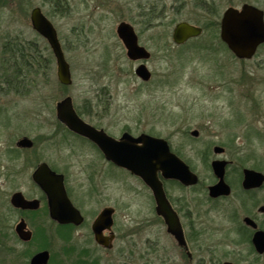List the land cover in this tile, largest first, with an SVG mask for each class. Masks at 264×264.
I'll use <instances>...</instances> for the list:
<instances>
[{"label":"rangeland","instance_id":"374dc122","mask_svg":"<svg viewBox=\"0 0 264 264\" xmlns=\"http://www.w3.org/2000/svg\"><path fill=\"white\" fill-rule=\"evenodd\" d=\"M22 1L0 0V27L21 24L25 9ZM66 1H70L73 13L69 25L61 28L66 33L68 26H72L76 34L75 49H67L73 80L70 86H61L56 63L51 61L44 62L49 69H32L18 80L13 75L12 80L9 78L15 69L0 61V183L10 171L13 191H34L31 174L38 163L47 161L67 170L71 187L79 185L75 174L76 162H81L80 144L72 142L76 149L71 155L69 141L65 143L58 136L55 114L56 103L71 95L78 110L104 122V128L114 135L126 129L132 133L145 130L171 142L199 175L201 184L186 189L169 181L166 188L174 199H187L202 223L201 228L221 242L217 256L230 259V242L239 240L235 229L245 213L239 210L240 171L246 167L264 174V43L252 58H238L221 41L219 24L226 8L249 3L264 11V0H184L183 8L178 3L173 7L175 1L167 0L170 7L166 12L159 9L154 13L145 7L155 0ZM123 21L141 31V40L152 53L147 63L152 74L149 81L137 77V64L127 57L117 33ZM180 21L202 26L203 33L183 45H175L172 31ZM195 130L199 133L196 137L192 135ZM24 136L34 141L30 149L17 148V140ZM215 145L224 147L225 153L214 154ZM215 158L232 162L228 177L235 188L230 198L219 202L207 200L206 190V185L214 182L211 161ZM108 167L104 162V205L119 208V228L124 219L122 205L140 202L146 207L150 192L140 179ZM8 189V185H2L0 199ZM247 196L251 212L264 226V213L258 212L264 205V185ZM1 206L0 214L4 207ZM235 209L238 216L234 217ZM12 215L15 225L17 215ZM31 225L45 229L43 234L35 233L33 241L27 244L31 254L48 248L53 264H105L100 253L92 251L87 234L80 236L68 228H56L50 221L34 220ZM154 230L147 227L136 241L147 245L149 233L154 234ZM156 233L163 236L165 230L158 226ZM11 244L13 254L6 263H26L22 243L15 234ZM114 245L113 256L121 245L120 239ZM239 245L244 250L246 244ZM4 261L0 260V264ZM258 264H264V260Z\"/></svg>","mask_w":264,"mask_h":264},{"label":"flooded vegetation","instance_id":"af4514ba","mask_svg":"<svg viewBox=\"0 0 264 264\" xmlns=\"http://www.w3.org/2000/svg\"><path fill=\"white\" fill-rule=\"evenodd\" d=\"M174 1L175 3L172 5L173 7L177 6L176 4L178 3L180 8H183L186 4V1L184 0ZM22 2L25 9L21 24L19 26H13L14 24L10 23L7 27H0V61L5 63V65L8 63L9 66H7V68L11 65V67L15 69V71H12L11 75L9 74V77L12 75H20V77H24L26 73L32 69L40 70L41 66L42 68L49 69L50 66H46L44 62L50 61L51 63H56V72L58 77L57 54L44 32H41L34 27L33 17L36 14L41 18H45L55 30L57 40L64 58L68 63L72 78L71 64L67 56V49H75V28L68 26V32L66 33L61 28V26L66 25V23L69 25L71 21L73 10L70 1L43 0L41 3L37 2L36 4L33 3V0H23ZM147 3L148 4H146L145 8H147L150 13L159 11V9L165 10L166 12V10L170 7L167 0H155ZM178 23L172 31V40L175 45L180 46L195 37L189 38L182 44H177L174 41V31ZM150 24L151 23H149V25ZM134 30L137 35L138 44L145 47L150 53L148 58H139L137 60H132L127 56L131 61L137 64V67L135 68L136 74V69L140 65L145 64L148 67L147 63L152 58V53L146 47V43L142 42L141 37L143 34L141 31L139 29L136 30L135 28ZM150 30L151 28L149 27V31ZM124 48L127 54L125 45ZM46 53L49 54L50 58L47 57ZM0 72H2L1 69ZM7 73L8 71L5 75ZM71 84L66 85L62 83L61 86H70ZM65 99L71 100L74 112L81 119V121L84 122L90 130H92V132H94L93 134L97 139L103 138L104 132L108 136L115 139H120L125 133H129L134 137H140L144 134L154 136L145 130L138 133H132L130 129L122 131L120 135H114L110 133L108 129L104 128V122L94 117L89 118L86 116V113L78 110L71 95L64 96L56 103L55 109L56 119L59 124L58 136L65 143L69 141V145L72 148L71 155L76 149L75 146L72 145V142L80 144L81 150L78 152V157L81 159V162H76L77 171L75 174L76 182L79 183V185L74 187L70 186L69 177L65 168H59L51 162L42 161L35 166L34 171L31 174V181L33 184L32 187L34 191L27 192L21 188H17L13 191L11 187L12 173L8 171L5 175V181L0 183V190L2 185L9 186L6 196L4 197L3 195V198L0 199V206L1 204L4 206L3 211L0 214L1 262L5 260L4 264H7L11 259L14 250V247L11 244V239L12 235L15 234L18 241L22 243L23 258L27 260L24 264H31V260L34 255L43 251H48L49 253V259L46 264H53L52 253L48 248L36 250L32 254L28 252L27 244L33 241L35 233L37 234L40 232L43 234V231L45 230L43 227H34L31 225V221L34 220L40 222L50 221L52 222V226H55L56 228H68L76 234L80 233V236H83L82 234H87L91 237L90 243L92 245V251L98 254L100 253L99 258H102V260L105 261V264H113V261L117 264H180V262L181 264H240V262L243 261L258 264L264 260V226H262L261 222H259V218L251 212L249 207V204L251 206V203H249L250 199H248L247 196L249 193L262 188L264 182L260 187L246 188L244 186L245 169L250 168H242L240 171L241 173L239 174L240 180L237 183L239 186V196L242 197L239 210L241 209L245 212L241 225H239L238 229H235L240 234L238 240L239 242H236L235 240L231 241L230 250L232 253L230 254V259L221 260L217 256V251L220 249L221 242L215 241L209 231L201 228L202 223L200 222L195 210L192 209L190 203H188L187 199H174L169 193V190L166 188V184L169 181H173L176 186L178 185L181 188L186 189H194L201 184L199 175L193 171L180 152L173 148L171 142L165 139L168 142L170 151L183 160L190 167L191 171L198 177V181L195 184L186 185L178 179L164 177L162 171L158 172V176L163 183L167 202L177 218V224L175 227L180 228L182 232L179 237L170 229L168 217L159 211L156 197L150 186H148L139 176L133 174L130 170L118 166L115 162L108 159L104 154V150L94 137L77 131L60 118L58 106L59 103ZM192 135L196 137L199 133L194 134L192 132ZM23 138H25V136ZM16 145L19 149L25 148H20L18 146V140ZM217 146L219 145H215L213 148L214 154L219 156L223 155L225 153V148L223 147V151L217 152L215 150V147ZM27 149L30 148L28 147ZM216 160L226 161L224 180L230 187V192L229 194H221L214 197L210 194V187L217 184L220 180V178L215 174L212 166L213 162ZM104 162L107 166H109L108 168H116L121 172L140 179L150 192L148 197L149 203L146 207L142 206L140 202H126L122 205L124 219L122 220L119 228H117L116 222V215L119 212V208L116 205H104ZM43 163L48 165L53 174L61 175L67 197L73 207L71 212L78 221L65 222L52 215L50 199L43 187L34 179L35 171ZM230 165H232V162L225 158H215L211 161L214 182L206 185L208 194L207 200L219 202L230 198L234 194L235 188L229 181L228 177V168ZM16 193H20L24 199L30 202L29 205H15L13 203V196ZM106 208H111L112 213L111 223L104 228V221H99V218L104 213V209ZM245 209L247 210L245 211ZM13 212L17 215L18 219L15 225H13L12 220ZM258 212L261 214L264 213V205H261L258 208ZM233 216H238V209L234 210ZM247 219L252 220V222L247 221ZM19 225L23 227V231L31 233L30 240H22L17 230ZM158 226L165 230V235H156V229ZM147 227H149V229H155L154 234L149 233V237L146 241L147 245L141 246L139 242L136 241V238H139L141 233H144ZM83 229L86 232H83ZM96 230L101 233L103 239L102 243L96 239ZM104 237H108L110 239L107 245L104 244ZM119 239L121 241V245L117 247V254L113 256L111 251L116 248L114 244ZM239 244H246L243 245L244 250L242 247H239Z\"/></svg>","mask_w":264,"mask_h":264},{"label":"water","instance_id":"95a60500","mask_svg":"<svg viewBox=\"0 0 264 264\" xmlns=\"http://www.w3.org/2000/svg\"><path fill=\"white\" fill-rule=\"evenodd\" d=\"M33 24L36 29L44 32L57 54L59 81L66 85L71 84L72 78L69 66L61 51L55 30L45 18H41L36 14L33 17ZM202 32V27L183 21L178 23L175 28L174 41L177 44H182L189 38L201 35ZM117 33L124 43L127 56L130 59L137 60L150 56L149 51L138 44L137 35L130 23L121 22L117 27ZM220 37L236 57L241 59L252 58L260 45L264 43V11L249 3H244L240 8L228 7L222 15ZM136 75L143 81H149L152 76L145 64L136 69ZM58 107L60 118L64 122L77 131L94 137L108 159L118 166L130 170L150 186L156 197L159 211L168 217L170 229L179 237L182 232L180 228L175 227L177 218L167 202L163 183L158 176V172L162 171L164 177L178 179L186 185L195 184L198 177L183 160L170 151L168 142L160 137L147 134L134 137L129 133H125L120 139H115L104 132V137L97 139L93 134L94 132L74 112L70 99L63 100ZM193 133L198 134V131L195 130ZM32 145L33 141L27 137L18 141L20 147H31ZM215 150L221 152L224 148L217 146ZM212 166L220 180L210 187L211 196L229 194L230 187L224 180L226 161L216 160ZM34 179L47 193L53 216L65 222L78 221L71 212L73 207L67 197L61 175L53 174L48 165L43 163L35 171ZM263 182L264 174L262 172L245 169L244 186L246 188L260 187ZM13 203L27 206L30 202L24 199L20 193H16L13 196ZM111 213V208H106L99 218V221H104V228L111 223ZM247 221L252 222L250 219H247ZM17 230L22 240L31 239V233L23 231L21 225L18 226ZM96 239L101 243L103 242L101 233L98 230H96ZM109 240L108 237H104V244L107 245ZM48 259V251H43L34 255L31 264H46Z\"/></svg>","mask_w":264,"mask_h":264},{"label":"trees","instance_id":"16d2710c","mask_svg":"<svg viewBox=\"0 0 264 264\" xmlns=\"http://www.w3.org/2000/svg\"><path fill=\"white\" fill-rule=\"evenodd\" d=\"M20 77V75L18 76H14V79L18 80V78ZM10 78V77H9ZM11 79V78H10ZM12 80V79H11ZM7 84L10 86L11 85V81L9 79L6 80ZM13 83V81H12Z\"/></svg>","mask_w":264,"mask_h":264}]
</instances>
